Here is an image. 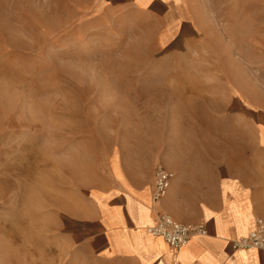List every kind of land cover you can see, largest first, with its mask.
I'll return each instance as SVG.
<instances>
[{
	"label": "rangeland",
	"instance_id": "1",
	"mask_svg": "<svg viewBox=\"0 0 264 264\" xmlns=\"http://www.w3.org/2000/svg\"><path fill=\"white\" fill-rule=\"evenodd\" d=\"M110 1L0 0V264H121L76 250L61 221L114 161L264 166L244 124L209 117L243 76L264 86V0H190L204 52L175 56L152 12Z\"/></svg>",
	"mask_w": 264,
	"mask_h": 264
},
{
	"label": "crops",
	"instance_id": "2",
	"mask_svg": "<svg viewBox=\"0 0 264 264\" xmlns=\"http://www.w3.org/2000/svg\"><path fill=\"white\" fill-rule=\"evenodd\" d=\"M108 3L109 9L152 12L157 24L154 42L171 55L191 46L204 52L200 25L189 13L190 0ZM198 103L206 106L195 100ZM210 105L224 111L209 115L211 121L229 127L242 123L251 131L248 135L264 165V86L243 76L226 92L224 102L211 101ZM181 159L173 152L161 156L166 166H116L114 161L90 207L77 215L61 216L66 239L84 254L121 264H264V251L234 249L231 243L252 229L255 218H264V166H183ZM157 165L171 174V180L166 194L153 203ZM161 213L181 223L201 222L206 234L171 248L144 229Z\"/></svg>",
	"mask_w": 264,
	"mask_h": 264
},
{
	"label": "built area",
	"instance_id": "3",
	"mask_svg": "<svg viewBox=\"0 0 264 264\" xmlns=\"http://www.w3.org/2000/svg\"><path fill=\"white\" fill-rule=\"evenodd\" d=\"M170 180L171 174L160 165H157L154 171L153 203H156L166 194ZM144 229L151 236L162 238L174 249L186 245L193 236L206 234L203 223H181L164 213L158 214L154 222L146 225ZM231 243L234 249L264 251V218H255L252 229L246 235L234 239Z\"/></svg>",
	"mask_w": 264,
	"mask_h": 264
}]
</instances>
